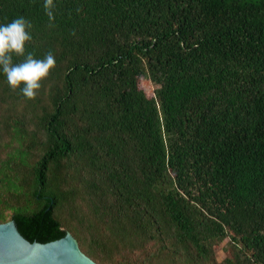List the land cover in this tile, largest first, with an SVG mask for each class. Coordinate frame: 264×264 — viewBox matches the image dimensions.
<instances>
[{
  "label": "trees",
  "instance_id": "1",
  "mask_svg": "<svg viewBox=\"0 0 264 264\" xmlns=\"http://www.w3.org/2000/svg\"><path fill=\"white\" fill-rule=\"evenodd\" d=\"M43 3L0 0L56 60L33 100L0 71V224L96 264H264V0Z\"/></svg>",
  "mask_w": 264,
  "mask_h": 264
},
{
  "label": "clouds",
  "instance_id": "2",
  "mask_svg": "<svg viewBox=\"0 0 264 264\" xmlns=\"http://www.w3.org/2000/svg\"><path fill=\"white\" fill-rule=\"evenodd\" d=\"M54 0H44L43 9L48 17V27H54ZM32 24L23 16L0 25V71L6 77L12 91L20 90L25 99L36 98L42 82L54 69L56 60L49 51L42 59L34 58L32 52H26V45L32 40L30 29ZM14 57L23 59L14 63Z\"/></svg>",
  "mask_w": 264,
  "mask_h": 264
},
{
  "label": "water",
  "instance_id": "3",
  "mask_svg": "<svg viewBox=\"0 0 264 264\" xmlns=\"http://www.w3.org/2000/svg\"><path fill=\"white\" fill-rule=\"evenodd\" d=\"M0 264H95L80 253L75 240L65 233L60 239L28 242L12 221L0 224Z\"/></svg>",
  "mask_w": 264,
  "mask_h": 264
},
{
  "label": "rangeland",
  "instance_id": "4",
  "mask_svg": "<svg viewBox=\"0 0 264 264\" xmlns=\"http://www.w3.org/2000/svg\"><path fill=\"white\" fill-rule=\"evenodd\" d=\"M140 86L142 87L143 91L145 92V94L147 96H151L152 95V91L155 88V86L150 83L147 79H142L140 81ZM46 98L45 97H41L38 96V102H37V106H46ZM17 110H20V107L17 108ZM8 221V220H7ZM100 236V235H99ZM77 244V243H76ZM224 244L225 241L221 242L219 245H217L215 247V260L217 262L221 261L224 257H226V255L228 254L227 251H225L224 249ZM78 247V246H77ZM79 249V248H78ZM80 251V250H79ZM80 253L82 254V252L80 251ZM84 255V254H83ZM85 256V255H84ZM86 257V256H85ZM88 258V257H87ZM89 260H91L93 263L96 264V262H94L92 259L88 258ZM109 264H118V258L112 259Z\"/></svg>",
  "mask_w": 264,
  "mask_h": 264
}]
</instances>
